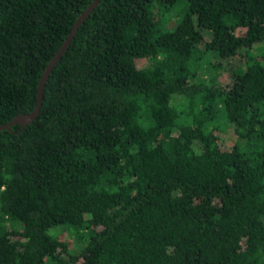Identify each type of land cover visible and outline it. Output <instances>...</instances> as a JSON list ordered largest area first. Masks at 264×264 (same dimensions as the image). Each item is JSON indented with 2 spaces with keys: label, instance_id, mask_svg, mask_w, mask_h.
<instances>
[{
  "label": "trees",
  "instance_id": "16d2710c",
  "mask_svg": "<svg viewBox=\"0 0 264 264\" xmlns=\"http://www.w3.org/2000/svg\"><path fill=\"white\" fill-rule=\"evenodd\" d=\"M90 1L0 0V124ZM178 1L97 0L0 129V264H264V0Z\"/></svg>",
  "mask_w": 264,
  "mask_h": 264
},
{
  "label": "water",
  "instance_id": "95a60500",
  "mask_svg": "<svg viewBox=\"0 0 264 264\" xmlns=\"http://www.w3.org/2000/svg\"><path fill=\"white\" fill-rule=\"evenodd\" d=\"M96 3H97V0H91L87 4V6L77 15L74 22L72 23L71 28L67 32L65 38L63 39V41L61 42V44L59 45V47L57 48L55 53L51 56V58L48 60V62L44 66V68L41 72V75L39 77V80L37 82L36 102H35V105L33 106L32 110H30L29 112H24V113H19V114L14 115L8 122L0 124V129L1 128L10 129L11 124L17 123L19 125V128H18V130H19L28 121H30L35 116V114L38 111L40 101H41L43 83H44V80H45L49 70L51 69V67L53 66L55 61L58 59V57L61 55V53L64 51V49L66 48L69 40L71 39L72 35L76 31V28L79 25V23L89 14V12L91 11V9L94 7V5Z\"/></svg>",
  "mask_w": 264,
  "mask_h": 264
},
{
  "label": "rangeland",
  "instance_id": "374dc122",
  "mask_svg": "<svg viewBox=\"0 0 264 264\" xmlns=\"http://www.w3.org/2000/svg\"><path fill=\"white\" fill-rule=\"evenodd\" d=\"M182 0H179L178 2H176V4H174V6L172 7L173 11L175 10L176 13L178 12V8H180V4L182 5V2H180ZM169 16V13L165 14L164 17ZM208 35V33H206ZM214 63H216V66H214V72H219V74L217 75L218 78H220L221 76H225V75H229L230 74V69L231 67H233L235 64L238 63V59L236 57L230 58L228 61H225L223 58H219V57H213ZM206 64L204 63V66ZM51 229H49L50 231ZM79 246V244L76 242L73 249L77 248Z\"/></svg>",
  "mask_w": 264,
  "mask_h": 264
}]
</instances>
